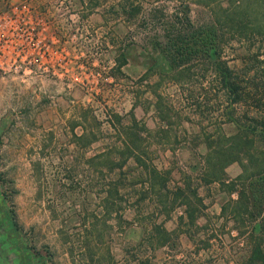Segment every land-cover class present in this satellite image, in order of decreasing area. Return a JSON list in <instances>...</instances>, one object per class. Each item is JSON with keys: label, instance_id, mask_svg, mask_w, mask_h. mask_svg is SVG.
Returning <instances> with one entry per match:
<instances>
[{"label": "rangeland", "instance_id": "374dc122", "mask_svg": "<svg viewBox=\"0 0 264 264\" xmlns=\"http://www.w3.org/2000/svg\"><path fill=\"white\" fill-rule=\"evenodd\" d=\"M232 2L0 0L8 14L26 8L51 47L67 56L66 76L58 70L50 79L0 76V210L36 264H250L258 210L237 212L242 200L229 185L242 166L220 168L204 135L212 129L204 132L205 125L224 119L219 97L204 71L192 68L178 80L166 51L178 19L206 25L213 8ZM168 111L172 125L162 128ZM134 117L146 127L137 136L147 140L152 162L171 172L170 189L182 187L198 209L195 222L181 198L174 209L168 203L154 211L172 232L165 246L151 238L148 218H135L131 204L139 193L128 185L130 175L122 191L132 193L122 200L117 224L102 201L116 174L89 161L122 146ZM223 128L228 135L236 130ZM151 211L146 201L144 212Z\"/></svg>", "mask_w": 264, "mask_h": 264}, {"label": "trees", "instance_id": "16d2710c", "mask_svg": "<svg viewBox=\"0 0 264 264\" xmlns=\"http://www.w3.org/2000/svg\"><path fill=\"white\" fill-rule=\"evenodd\" d=\"M210 15L212 19L206 25L194 24L191 19L186 23L178 19V25L175 23L168 29L174 36L172 48L166 44L168 50H165L169 53L167 58L173 60L172 68L178 80H185L186 74L189 77L203 71L204 76H210V88L215 97H219L224 119L205 125L204 132L212 126L211 131L204 133L208 150L219 155L222 169L233 162L242 166V173L229 185L230 191L236 189L242 200L238 204V213L244 215L251 210L253 216L252 209L258 210L260 218L251 231L248 261L264 264V0H234L226 7L213 8ZM192 68L195 71L191 73ZM170 117L168 111L162 128H170ZM132 122L122 146L112 145L89 161L107 166L116 174L102 201L106 199L107 212L115 214L117 224L123 219L120 213L122 200L132 193L122 190L130 185L131 190L139 193L131 204L135 218L139 222L148 218L151 238L157 242L160 239V245L165 246L172 232L154 219V211L162 210L168 203L174 209L181 198L183 204H187V215L195 222L199 217L198 209L192 207L191 196L182 187L175 191L170 189L171 172L161 170L152 162L151 153L145 148L147 140L137 136L141 127L146 130L145 125L142 126L135 117ZM226 123L235 125L234 133H225L223 125ZM162 128L161 132L167 137L168 131ZM167 142L171 143L170 140ZM127 175L131 177L128 185ZM215 178L222 181V177ZM197 194L193 191V196ZM197 200L202 202L201 198ZM146 201L150 203V213L144 212ZM0 222V228H3L2 213Z\"/></svg>", "mask_w": 264, "mask_h": 264}, {"label": "built area", "instance_id": "2783aa9c", "mask_svg": "<svg viewBox=\"0 0 264 264\" xmlns=\"http://www.w3.org/2000/svg\"><path fill=\"white\" fill-rule=\"evenodd\" d=\"M57 70L60 77L66 76L67 56L63 50L51 47L29 19L27 9L8 14L0 8V76L50 79Z\"/></svg>", "mask_w": 264, "mask_h": 264}, {"label": "flooded vegetation", "instance_id": "af4514ba", "mask_svg": "<svg viewBox=\"0 0 264 264\" xmlns=\"http://www.w3.org/2000/svg\"><path fill=\"white\" fill-rule=\"evenodd\" d=\"M0 213H2L5 227L0 243V264H36V255L21 243L8 212L0 210Z\"/></svg>", "mask_w": 264, "mask_h": 264}, {"label": "crops", "instance_id": "0c3cea01", "mask_svg": "<svg viewBox=\"0 0 264 264\" xmlns=\"http://www.w3.org/2000/svg\"><path fill=\"white\" fill-rule=\"evenodd\" d=\"M112 47V46H111Z\"/></svg>", "mask_w": 264, "mask_h": 264}]
</instances>
